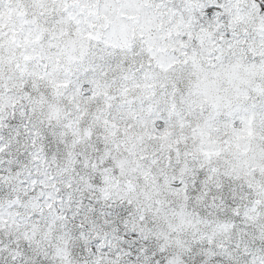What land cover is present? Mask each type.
<instances>
[{
	"label": "snow or ice",
	"instance_id": "snow-or-ice-1",
	"mask_svg": "<svg viewBox=\"0 0 264 264\" xmlns=\"http://www.w3.org/2000/svg\"><path fill=\"white\" fill-rule=\"evenodd\" d=\"M0 264H264V0H0Z\"/></svg>",
	"mask_w": 264,
	"mask_h": 264
}]
</instances>
